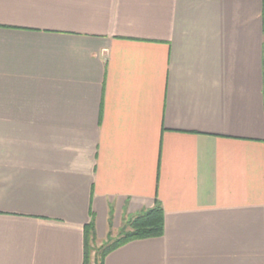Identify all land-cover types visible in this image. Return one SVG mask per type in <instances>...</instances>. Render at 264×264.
<instances>
[{
    "label": "crops",
    "instance_id": "obj_1",
    "mask_svg": "<svg viewBox=\"0 0 264 264\" xmlns=\"http://www.w3.org/2000/svg\"><path fill=\"white\" fill-rule=\"evenodd\" d=\"M264 264V0H0V264Z\"/></svg>",
    "mask_w": 264,
    "mask_h": 264
},
{
    "label": "trees",
    "instance_id": "obj_2",
    "mask_svg": "<svg viewBox=\"0 0 264 264\" xmlns=\"http://www.w3.org/2000/svg\"><path fill=\"white\" fill-rule=\"evenodd\" d=\"M112 216L109 220V232L105 242L97 246L94 221L85 228V250L83 264H104L105 258L111 252L135 241L161 238L164 235V210L156 201L155 206L135 216H127L117 229V237L113 236Z\"/></svg>",
    "mask_w": 264,
    "mask_h": 264
},
{
    "label": "rangeland",
    "instance_id": "obj_3",
    "mask_svg": "<svg viewBox=\"0 0 264 264\" xmlns=\"http://www.w3.org/2000/svg\"><path fill=\"white\" fill-rule=\"evenodd\" d=\"M113 230H114V231H113V232H114V233H113V236H114V237H117V235H118V230H117L116 228H114ZM105 240H106V238L103 239V240H98L97 246L100 247V246L105 242Z\"/></svg>",
    "mask_w": 264,
    "mask_h": 264
}]
</instances>
